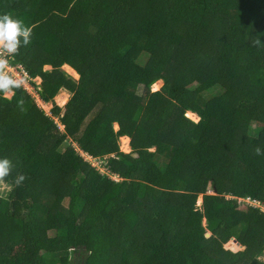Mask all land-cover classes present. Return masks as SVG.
I'll return each mask as SVG.
<instances>
[{"label":"trees","instance_id":"1","mask_svg":"<svg viewBox=\"0 0 264 264\" xmlns=\"http://www.w3.org/2000/svg\"><path fill=\"white\" fill-rule=\"evenodd\" d=\"M3 14L31 28L6 59L51 109L0 88V264H264V0H0Z\"/></svg>","mask_w":264,"mask_h":264},{"label":"rangeland","instance_id":"2","mask_svg":"<svg viewBox=\"0 0 264 264\" xmlns=\"http://www.w3.org/2000/svg\"><path fill=\"white\" fill-rule=\"evenodd\" d=\"M8 66H9L8 64H2V65L0 66V67L3 68V70H2L3 73H5V74H10V71H11V70H9ZM63 69H64V71H65L66 73H68V75H70L71 77H73L75 80L78 78L77 75L74 74V72L71 71L69 68H67V67H63ZM11 73L14 74L12 71H11ZM19 77H20L19 74H15V77H14V78H15V79H14V81H15V85H17V86H18V85L23 86L24 89H25L26 94L29 95L33 101H35L36 105H37L40 109H42V111H44V113H45L46 115H49V114H50L49 111H50V109H51V104H50V103H48V104H43V103L38 99L37 94H36V91L38 90V88L34 89V88L29 84V82H32V83H34L35 86H37V85L39 84L40 80H39L38 78H35V79H30V81L28 80L27 82H26V81H25V82H22V81L19 79ZM160 87H161V82L158 81V83L155 85V88H156V89L154 90L153 86H151V91H156V90H158ZM3 95H4L5 98H9L10 95H11V92H10V91H6ZM69 96H70V95H69L67 92H65V91H60V92L56 95V97L54 98V100H53L54 103L62 109V113L64 112V110H63L64 108H63V107H64V105L66 104L67 100L69 99ZM15 110H16L17 112H19V113H22V110L20 109V106H19V105L15 108ZM186 117L189 118V119H191V120H193V121H197V118H196L194 115H191V113H190L189 115H188V113H186ZM53 119H54V121H56L55 118H53ZM58 128H59L60 130H62V126H60L59 124H58ZM118 148H119V150H120L121 152H123V153H128V152H129L128 139H127V138H126V139H119V140H118ZM78 152H79V154H81L82 157H85V155L82 154L79 150H78ZM99 161H100L99 159H94V161L92 160L91 163H92V164L94 165V167H96L99 171H106L105 168H104L103 166L100 165V162H99ZM113 179H114V177H113ZM200 202H201V198H200V196H199V197H198V200H197V206H199V203H200ZM243 206H244V204L239 206L240 210H245V207H243ZM262 210H263V209H262ZM263 211H264V210H263ZM224 247H225V249L230 250V251H232V252H236V251H241V250H242V248H238V246H236L232 241H229V242L227 241V243L225 244ZM236 249H237V250H236ZM233 250H235V251H233ZM21 251H22V248H21V247H17V248H15V250H14V254H15V255H19V254L21 253ZM263 260H264V258H263Z\"/></svg>","mask_w":264,"mask_h":264},{"label":"clouds","instance_id":"3","mask_svg":"<svg viewBox=\"0 0 264 264\" xmlns=\"http://www.w3.org/2000/svg\"><path fill=\"white\" fill-rule=\"evenodd\" d=\"M30 34L31 28L26 26L21 19L9 14L0 15V48H2L5 52L9 54L16 53L19 46L27 45L29 43ZM5 62L6 61H4L3 59H0V63ZM15 86V82L10 75L0 72V88H10ZM256 151L259 153L260 149H257ZM84 155L87 156L86 154ZM10 169V160L8 158H0V176H7L10 172ZM20 179L22 180L23 176H21Z\"/></svg>","mask_w":264,"mask_h":264},{"label":"built area","instance_id":"4","mask_svg":"<svg viewBox=\"0 0 264 264\" xmlns=\"http://www.w3.org/2000/svg\"><path fill=\"white\" fill-rule=\"evenodd\" d=\"M8 55H10V54L7 53V52H5L2 48H0V59H3L4 61H6L5 63H0V66L2 64H8L7 63V59H6V56H8ZM8 68H9V70H11L14 73V74H12L11 71H10V74H7V75H10L13 78V80L15 79L14 78L15 77V74H19L20 75L19 79L22 82H25V81L27 82L28 80L30 81V78H29L28 74L22 69L21 66H19V65H13V66L9 65ZM18 86H20L25 91V89H24L23 86H21V85H18ZM83 159L86 162H88L92 167H94V165L91 163V161L92 160L94 161V159H91L88 156L83 157ZM99 162H100V165H101L102 162L101 161H99ZM100 172H103V171H100ZM237 204L239 206L244 204L243 207H245V208L248 207V206H255L256 205L253 201H250L248 198H246V199H237Z\"/></svg>","mask_w":264,"mask_h":264},{"label":"bare ground","instance_id":"5","mask_svg":"<svg viewBox=\"0 0 264 264\" xmlns=\"http://www.w3.org/2000/svg\"><path fill=\"white\" fill-rule=\"evenodd\" d=\"M157 83H158V81L152 85L153 88H154V90L156 89V88H155V85H156ZM189 114H190V113H188V115H189ZM191 115H193V114H191ZM121 139H126V138H121ZM231 241H232L236 246L239 247V245L237 244V242H236L234 239H232Z\"/></svg>","mask_w":264,"mask_h":264},{"label":"water","instance_id":"6","mask_svg":"<svg viewBox=\"0 0 264 264\" xmlns=\"http://www.w3.org/2000/svg\"><path fill=\"white\" fill-rule=\"evenodd\" d=\"M201 205V202L199 203V206ZM205 237H209V234H205ZM238 244V243H237ZM239 245V244H238ZM240 248H242V246L239 245Z\"/></svg>","mask_w":264,"mask_h":264},{"label":"crops","instance_id":"7","mask_svg":"<svg viewBox=\"0 0 264 264\" xmlns=\"http://www.w3.org/2000/svg\"><path fill=\"white\" fill-rule=\"evenodd\" d=\"M64 67H67V66H64ZM67 68H69V67H67ZM70 69V68H69ZM71 70V69H70ZM72 71V70H71ZM75 74V73H74ZM121 138H125V137H121Z\"/></svg>","mask_w":264,"mask_h":264}]
</instances>
